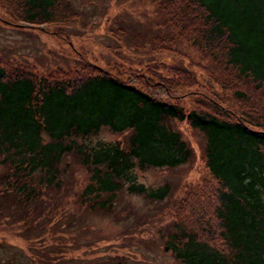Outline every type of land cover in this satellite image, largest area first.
<instances>
[{"label": "trees", "instance_id": "trees-1", "mask_svg": "<svg viewBox=\"0 0 264 264\" xmlns=\"http://www.w3.org/2000/svg\"><path fill=\"white\" fill-rule=\"evenodd\" d=\"M152 1L157 18L173 24L170 35L138 33L128 41L125 28L106 20V29L126 38V50H144L155 60L133 64L117 53L120 62L103 67L80 53L81 67L39 69L6 51L0 55L5 190L35 208L64 202L67 197L58 196L74 187L66 178L75 158L89 173L82 207L111 211L123 190L159 202L171 186L148 189L137 174L189 164V129L208 176L185 186L173 206L175 230L165 249L180 264H264V0ZM0 5L15 20L4 22L13 26L40 28L80 17L63 0ZM182 42L192 57L178 49ZM104 129L124 139L93 141Z\"/></svg>", "mask_w": 264, "mask_h": 264}, {"label": "rangeland", "instance_id": "rangeland-1", "mask_svg": "<svg viewBox=\"0 0 264 264\" xmlns=\"http://www.w3.org/2000/svg\"><path fill=\"white\" fill-rule=\"evenodd\" d=\"M63 1H69L80 17L66 24H43L40 28L5 23L15 20L0 5V55L6 51L12 59L34 64L39 69L81 67L85 63L78 61L80 53L103 67L119 63L117 53L123 60L135 64L155 58L134 47L126 50V38L109 34L106 20L112 21V28H125L131 34L128 41L138 33L167 36L172 31V23L166 26L157 18L152 0ZM104 12L108 14L105 18ZM181 48L193 56L188 44L182 42L178 46ZM231 104L245 105L240 100H232ZM184 131L194 154L189 164L137 174L138 181L148 189L169 184V196L153 202L142 194L131 195L123 190L114 198L111 211L81 206V186L87 184L89 173L79 167L75 158L70 159L73 168L71 176L66 178L74 187L61 188L58 196L60 200L67 197L64 202L36 208V204L19 202L11 190H5L1 178L6 169L0 163V264H114L117 261L120 264H180L164 246L175 230L169 220L170 213L182 199L185 186L196 185L208 176L199 139L189 129ZM98 139L117 141L124 137L104 129L93 141ZM70 200L73 202L69 203Z\"/></svg>", "mask_w": 264, "mask_h": 264}]
</instances>
